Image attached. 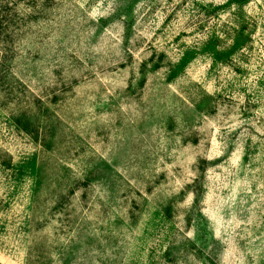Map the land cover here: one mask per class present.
Instances as JSON below:
<instances>
[{
    "label": "rangeland",
    "instance_id": "rangeland-1",
    "mask_svg": "<svg viewBox=\"0 0 264 264\" xmlns=\"http://www.w3.org/2000/svg\"><path fill=\"white\" fill-rule=\"evenodd\" d=\"M0 264H264V0H0Z\"/></svg>",
    "mask_w": 264,
    "mask_h": 264
}]
</instances>
